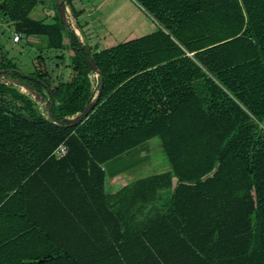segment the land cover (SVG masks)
<instances>
[{
	"label": "trees",
	"instance_id": "16d2710c",
	"mask_svg": "<svg viewBox=\"0 0 264 264\" xmlns=\"http://www.w3.org/2000/svg\"><path fill=\"white\" fill-rule=\"evenodd\" d=\"M136 1L157 31L91 54L60 15L43 26L24 18L35 0H2L48 48L61 49L63 33L76 70L52 86L40 66L0 69V196L42 198L45 244L55 198L78 210L61 225L116 232L103 237L108 264H264V101L248 100L234 78L255 58L264 68V0ZM209 46L216 74L201 51ZM12 86L42 98L45 117ZM152 139L166 170L105 196L101 165ZM149 203L151 214L135 219ZM61 259L46 252L44 264Z\"/></svg>",
	"mask_w": 264,
	"mask_h": 264
},
{
	"label": "crops",
	"instance_id": "0c3cea01",
	"mask_svg": "<svg viewBox=\"0 0 264 264\" xmlns=\"http://www.w3.org/2000/svg\"><path fill=\"white\" fill-rule=\"evenodd\" d=\"M35 1V5L24 17L27 21L40 23L43 26L57 25L60 15L69 24L78 42L87 46L91 54L108 50L118 44L146 37L156 32L157 27L159 28L153 18L144 11L136 0ZM1 5L2 0L0 1V38H3L0 40L2 63L5 61L8 67L13 66L22 73L31 74L38 65L42 67L44 54L40 52L43 50L46 54L50 53L52 57L55 56V67L52 71L58 78L55 77L56 84L51 85L57 86L61 83L69 82L75 74V67L71 62L72 53L69 50L66 36L63 33L61 35V49L48 48L45 36L26 34L24 25L22 26L19 20L16 22L11 21L5 12V8ZM61 5H63L62 14L58 10ZM109 9L112 16L103 22L102 29L104 33L95 32L96 30L87 17L94 15L97 11L104 14ZM241 14L244 25L240 33L247 25V14L243 10ZM140 18L147 20V23L151 21L149 30L144 32V34L138 33ZM71 19H74V25L70 23L69 20ZM16 34L20 35L21 38L14 43L11 38ZM177 46L184 51L179 44ZM201 51L212 52V55L207 60L211 67V73L216 74L221 71L212 46ZM184 54L191 58L193 52L187 53L184 51ZM251 63L250 66L245 67V73L244 69L243 71L240 70L241 72H237L234 78L242 77L243 87L241 91L244 92L245 97L247 93L251 94L248 100L253 99L252 94L261 91L263 92L262 99L264 101V78H262L264 76V68L260 65L257 58L251 60ZM12 87L20 94L26 95V93H29L22 87ZM137 150L138 147L133 148L101 165L104 166V169L102 167L101 169L103 171L102 191L105 196L115 194L119 190L108 194V179H112L115 176V172L120 170V168L122 169V161H129L130 155ZM119 162L122 164L119 165ZM119 166L121 167L116 170ZM144 170V166L136 165L131 175H134V173L139 174ZM4 179L6 180V178ZM55 199L60 204V206H55V219L58 220L57 227L48 229L51 243L45 244V230L43 227L36 226L37 221L42 220L44 214L42 198L35 197L34 201L29 202L28 197H11L10 194L0 196V208L3 210L0 212V264H44L45 253H53L54 250L55 255L61 257L62 262L66 264H69L70 261L75 264H108L106 237L116 232H110L106 226L103 228H92L83 224L76 227L61 225L60 218L64 216L76 221L78 210L71 211L66 206H62L64 201L61 198ZM7 203L13 205L2 206ZM122 229L120 228V231H123Z\"/></svg>",
	"mask_w": 264,
	"mask_h": 264
},
{
	"label": "rangeland",
	"instance_id": "374dc122",
	"mask_svg": "<svg viewBox=\"0 0 264 264\" xmlns=\"http://www.w3.org/2000/svg\"><path fill=\"white\" fill-rule=\"evenodd\" d=\"M44 1H46V0H44ZM88 7H89V5H88ZM54 15H55V13H54ZM111 16H112V14L110 13V9H109L104 14H102L100 11H97L94 15H89L87 17V19L91 23L93 28L96 30L95 32L103 34L104 33V30L102 29L103 22L105 21V19L107 21V18H109ZM69 21L72 25H74V19H71ZM146 21L147 20H144V18H140V21H139L140 26L138 29L139 34H144V32H147L149 30V23L151 21L148 23ZM1 39H3V38H0V40ZM40 53L44 54L42 68L45 69L44 71H46V73H49L48 75L50 78V84H56L55 83L56 82L55 77H57V76H55L53 74V71H52L53 68L55 67V56L52 57L50 55V53L46 54V52L43 50ZM205 55L207 58H209L212 55V52H206ZM1 60H2V57H0V69L7 66L6 65L7 62L4 61V63H2ZM240 94L243 95V93H240ZM21 95H23L25 98H27L31 101L34 109L36 110V112L38 114L45 117V115H46V113H45V110H46L45 109V101L42 98H40L38 95H31L30 93H26V95H24V94H21ZM250 96H251V94L247 93L246 97L249 98ZM252 96H253V99H250V100H253V102L258 103L262 99L263 92L259 91V93L252 94ZM14 105L17 106V104H15V103H14ZM242 110L244 112H246L244 107H242ZM223 115L226 116L227 112L225 114V111H224ZM137 147H138V150L135 151L134 153L132 152L133 154L130 155L129 161H126L125 159H124L125 161H122L123 162L122 169L120 168L121 166L116 168V170H118L119 168H120V170L115 172V176L112 179H108V185H107L108 194L114 193L118 189L120 190V188L123 187L124 185L131 184L132 181L150 176L155 172L160 173V172H164L166 170V160H165V157L161 151V148L159 146L157 139L149 140V141H147V142H145V143H143ZM140 153H141V155H140ZM134 155H135V157H134ZM121 164L122 163L119 162V165H121ZM139 164L141 165V167L144 166L145 170L140 172L139 174L134 173V175H131V172L136 168V165H139ZM101 167H102V169H104V166H101ZM112 195H114V194H112ZM152 205L153 204L149 203L146 206V208L143 209L141 212H135V214H134L135 219H138V221H140V220L146 218V216H149L151 213L148 210H149L150 206H152ZM189 255H190V253H189ZM192 256L193 255H191V257Z\"/></svg>",
	"mask_w": 264,
	"mask_h": 264
},
{
	"label": "built area",
	"instance_id": "2783aa9c",
	"mask_svg": "<svg viewBox=\"0 0 264 264\" xmlns=\"http://www.w3.org/2000/svg\"><path fill=\"white\" fill-rule=\"evenodd\" d=\"M21 36L20 35H13L11 38V41L16 43L20 40ZM66 153V149L65 146L63 144H60L59 146H57V148L54 150V152L52 153V155L55 157V159H60L62 158Z\"/></svg>",
	"mask_w": 264,
	"mask_h": 264
},
{
	"label": "water",
	"instance_id": "95a60500",
	"mask_svg": "<svg viewBox=\"0 0 264 264\" xmlns=\"http://www.w3.org/2000/svg\"><path fill=\"white\" fill-rule=\"evenodd\" d=\"M58 10H59V13L62 14V9L58 8ZM89 108H90V105L83 110V114H85Z\"/></svg>",
	"mask_w": 264,
	"mask_h": 264
}]
</instances>
